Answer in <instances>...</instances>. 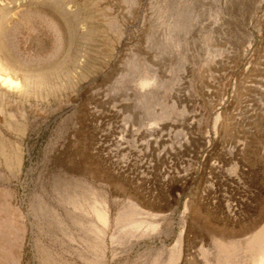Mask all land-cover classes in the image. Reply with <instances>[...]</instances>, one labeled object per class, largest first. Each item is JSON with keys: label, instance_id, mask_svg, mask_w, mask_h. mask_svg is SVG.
<instances>
[{"label": "rangeland", "instance_id": "374dc122", "mask_svg": "<svg viewBox=\"0 0 264 264\" xmlns=\"http://www.w3.org/2000/svg\"><path fill=\"white\" fill-rule=\"evenodd\" d=\"M0 60L23 84L0 106V264L6 221L19 264L78 257L39 202L61 210L73 177L112 209L107 264H169L181 231L180 263L207 264L264 227V0H0Z\"/></svg>", "mask_w": 264, "mask_h": 264}, {"label": "bare ground", "instance_id": "6f19581e", "mask_svg": "<svg viewBox=\"0 0 264 264\" xmlns=\"http://www.w3.org/2000/svg\"><path fill=\"white\" fill-rule=\"evenodd\" d=\"M4 60H7L9 64L8 59L4 58ZM3 62L0 60V106L2 105V101L4 99L17 96L23 90V84L21 83L19 76H17L18 74L16 75V73L14 72V67L12 69L7 63ZM149 84L150 82L146 78H142L138 82V86L141 89H145ZM149 97H151V95H148L143 92L139 96V102L146 103L148 102ZM158 117L159 116L154 112L146 113L145 119L147 121H145V124L149 125L148 130L153 129L155 122H153L152 120H155ZM0 150L2 152L7 153L5 145L4 143H2L1 139ZM8 159V164L10 167L21 168L22 159L19 152L14 153L10 158L8 157ZM64 183L66 184V187L60 193V198L62 199L60 201V204L63 207L61 210L60 208H55L54 206H52L50 202L43 197L39 199V202L42 209V215L47 220H49L52 225H56L60 231L64 232L65 235L68 237L70 243L77 244L78 257L74 260H70L69 258L65 260L64 258H62V256L61 258H57L52 246L48 243H43L42 260L44 259V262H46V264H107V234L111 225L112 209L105 197L106 194L104 195L102 191L98 190L97 187L92 184L93 182L91 183L83 177H73L71 179H66ZM138 213H140V211L134 206L119 212L118 222L120 224L133 223V225H130L131 229L127 230L126 232H131L134 229L142 228V221L140 222L135 217ZM171 220V229L173 230L174 219L172 218ZM6 222H8L9 226L12 225V229H14V231L16 232V236L14 237V239L7 243L8 261L9 264H19L21 257L20 253L22 250L23 232L21 233L18 228H15L12 222ZM182 222H184V218L181 217V223ZM154 229L155 228H153L152 230ZM138 232H140V230ZM142 234L150 237L153 235V231H150V229L148 228L145 229ZM182 235L183 232L181 231L176 244L172 248H170L169 264H181L180 261L181 243L183 237ZM114 241L115 240L113 238V242ZM62 244L64 245V243ZM89 251H92L93 253L92 259H90L89 257ZM155 252L157 254H160L159 250ZM205 262L207 264L263 263L264 227L257 233L249 236L247 239H235L232 236L220 238L218 243V251L216 253L215 258L206 259ZM186 263L187 259H182V264ZM152 264H158L157 258L152 262Z\"/></svg>", "mask_w": 264, "mask_h": 264}]
</instances>
